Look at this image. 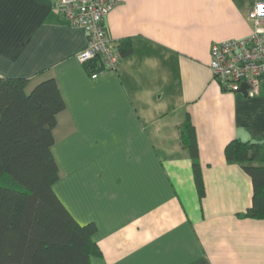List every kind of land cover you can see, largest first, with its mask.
Returning <instances> with one entry per match:
<instances>
[{"label":"crops","instance_id":"0c3cea01","mask_svg":"<svg viewBox=\"0 0 264 264\" xmlns=\"http://www.w3.org/2000/svg\"><path fill=\"white\" fill-rule=\"evenodd\" d=\"M59 0H0V77L55 78L66 107L54 129V190L80 223L94 222L90 264H264V219L249 174L225 156L239 139L264 143V80L254 97L213 77L214 42L251 34L264 0H118L105 26L117 70L91 77L86 32ZM190 116L205 194L180 139Z\"/></svg>","mask_w":264,"mask_h":264},{"label":"trees","instance_id":"16d2710c","mask_svg":"<svg viewBox=\"0 0 264 264\" xmlns=\"http://www.w3.org/2000/svg\"><path fill=\"white\" fill-rule=\"evenodd\" d=\"M121 45L122 55L128 54L129 44ZM27 86V79L0 77V264H90L91 255H101L93 240L97 226L80 224L54 190L60 178L54 129L66 107L64 97L55 78L31 91ZM180 139L193 161L202 198L199 147L190 116L180 127ZM225 156L252 179L246 216L264 219V143L234 139Z\"/></svg>","mask_w":264,"mask_h":264},{"label":"built area","instance_id":"2783aa9c","mask_svg":"<svg viewBox=\"0 0 264 264\" xmlns=\"http://www.w3.org/2000/svg\"><path fill=\"white\" fill-rule=\"evenodd\" d=\"M118 0H59L55 11L71 25L82 28L87 44L78 54L84 63L92 62L91 77L97 79L107 71H115L121 53L105 26V18ZM252 32L243 38H229L211 46L210 68L213 77L231 92H239L247 84V96L259 94L264 80V1L249 8Z\"/></svg>","mask_w":264,"mask_h":264},{"label":"water","instance_id":"95a60500","mask_svg":"<svg viewBox=\"0 0 264 264\" xmlns=\"http://www.w3.org/2000/svg\"><path fill=\"white\" fill-rule=\"evenodd\" d=\"M247 87V84L243 83L239 91L242 92L244 95H247Z\"/></svg>","mask_w":264,"mask_h":264}]
</instances>
